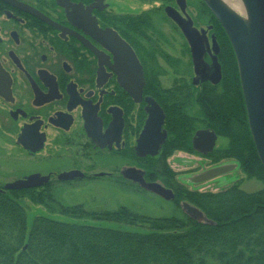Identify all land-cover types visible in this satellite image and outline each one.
<instances>
[{"label": "flooded vegetation", "instance_id": "obj_1", "mask_svg": "<svg viewBox=\"0 0 264 264\" xmlns=\"http://www.w3.org/2000/svg\"><path fill=\"white\" fill-rule=\"evenodd\" d=\"M184 1L182 12L175 0L138 11H115L108 0H0V192H39L55 183L98 178L130 182L151 192L127 179L123 174L127 168L141 170L145 182L166 187L156 178V167L148 170V164L160 156L170 137L166 110L172 106H182L193 121L190 149H173L165 158L178 183L187 190L207 192L190 188L200 183L190 182L189 177L226 161L239 167L233 158L214 159L221 135L207 125L197 101L204 90L222 81L221 38L211 23L198 18L197 10L189 15V2ZM166 6L183 18L188 16L198 31L199 73L194 70L191 45L166 15ZM158 8L172 25L161 41L181 38L177 57L165 43L148 53L145 42L153 40L155 29L142 26V14L148 13L155 23ZM216 66L219 79L214 82ZM152 103L163 115L160 133L165 136L155 154L142 155L136 147ZM206 130L216 138L212 149L202 152L193 147V139ZM175 151L203 158L204 167L178 177L168 162ZM72 171L77 176L59 178ZM31 175L46 180L33 187L4 188Z\"/></svg>", "mask_w": 264, "mask_h": 264}, {"label": "trees", "instance_id": "obj_2", "mask_svg": "<svg viewBox=\"0 0 264 264\" xmlns=\"http://www.w3.org/2000/svg\"><path fill=\"white\" fill-rule=\"evenodd\" d=\"M196 1L198 18L214 26L223 45L222 81L197 98L207 125L228 139L212 155L215 160L235 159L247 177L263 186L247 192L239 180L221 191L196 192L178 183L165 158L173 149H190L193 121L182 106H172L166 110L170 137L160 156L150 159L148 170L156 167V178L173 189L175 202L191 203L214 224L199 222L182 210L180 215L154 217L123 205L93 211L82 204H59L50 212L68 221L39 214L28 225L18 201L22 193L0 192V264H264V168L249 131L229 40L203 1ZM142 26H154L148 13L142 14ZM33 192L25 193L31 201L53 202L50 194Z\"/></svg>", "mask_w": 264, "mask_h": 264}, {"label": "water", "instance_id": "obj_3", "mask_svg": "<svg viewBox=\"0 0 264 264\" xmlns=\"http://www.w3.org/2000/svg\"><path fill=\"white\" fill-rule=\"evenodd\" d=\"M175 1L179 9L184 12L185 1ZM203 2L224 29L232 46L249 131L257 156L264 168V0H203ZM164 11L180 27L191 45L194 70L199 73V67L202 65V45L198 31L193 27L188 16L181 17L172 6H166ZM201 31L204 33V30ZM128 54H130L129 51ZM216 72L217 77L214 82L219 79L218 66H216ZM148 110L149 119L136 147L137 153L142 155L155 154L165 136V132L160 133L162 113L157 110L154 103ZM196 135L193 139V147L196 150L206 152L212 149L216 138L213 132L208 130L198 131ZM203 138H206V143L203 142ZM231 167L227 164L214 166L192 174L189 181L192 183L207 181L223 175ZM76 174V171L67 172L59 175V178L70 179L77 176ZM123 174L127 179L139 183L144 189L165 200L174 198L171 189L157 182H145L141 170L127 168L123 171ZM78 175L81 176L82 174L79 173ZM36 176L31 175L25 179L8 182L4 185V188L22 189L33 187L46 180V178H37ZM180 208L185 214L199 222L215 223L208 219L199 208L187 201H181Z\"/></svg>", "mask_w": 264, "mask_h": 264}, {"label": "rangeland", "instance_id": "obj_4", "mask_svg": "<svg viewBox=\"0 0 264 264\" xmlns=\"http://www.w3.org/2000/svg\"><path fill=\"white\" fill-rule=\"evenodd\" d=\"M110 6L115 11H132V10H145L153 6H161L164 0H153L146 2V0H108ZM155 1V2H154ZM189 7H187V13L189 15H194L196 12V0H187ZM161 10H158L155 16V23L152 30L151 36L153 40H147L145 43L147 45L148 53H152L156 46H162L164 43L165 48L175 57L179 56L180 53V39L175 37L172 41L167 39L161 41V39H166L169 30L171 29V23L166 20L161 15ZM154 22V20H152ZM161 30V31H160ZM164 32V36L163 35ZM167 42V43H166ZM173 48V49H172ZM155 51V49H154ZM168 73L166 74L169 78L170 70L167 68ZM227 140L218 136L216 140L217 145L221 147L225 146ZM171 167L175 170V174L184 175L185 173L194 171L196 169H201L204 167L205 160L199 158L194 154L188 155L184 152L175 151L168 159ZM227 165H231L226 161ZM213 167V166H212ZM209 167V168H212ZM207 168V169H209ZM197 170V171H199ZM206 170V168H205ZM177 178V176H175ZM108 179H97V180H77L67 183H55L48 186L45 190L33 193H41L43 195L50 194L52 197L49 201L45 199L42 203H37L31 201L25 193H22L18 198V201L23 205L27 214V223L30 225L32 223L33 217L35 215H45L53 219L68 221V217L56 212H50L57 207V205H74L82 204L87 210H105V209H116L118 206L123 205L127 208L154 217L168 216L171 214L180 215L182 213L181 208H179L178 203L171 200H165L164 198L148 191H143L139 189L136 185L130 182L114 181L113 178ZM241 180L240 187L247 191L252 192L260 189L263 184L261 181L255 178L247 177L242 170L232 164L231 169L225 172L223 175L217 176L214 179L200 182V184L189 186L190 188L201 189L205 191L217 192L226 189L228 186ZM104 226L114 227L115 224L110 222H102ZM116 226V225H115ZM127 229H130L127 227Z\"/></svg>", "mask_w": 264, "mask_h": 264}]
</instances>
